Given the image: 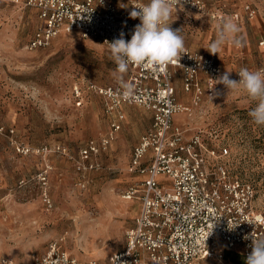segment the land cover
Segmentation results:
<instances>
[{"label": "rangeland", "instance_id": "obj_1", "mask_svg": "<svg viewBox=\"0 0 264 264\" xmlns=\"http://www.w3.org/2000/svg\"><path fill=\"white\" fill-rule=\"evenodd\" d=\"M115 1L120 9H130L128 0ZM204 1L206 13L177 10L171 16L170 27L181 29L185 46L213 55L207 49L222 22L231 18L240 27L241 43H226L213 56L232 73L242 67L264 70V0ZM38 21L35 10L0 1V257L29 264L58 239L79 258L107 264L125 245L139 210V200L126 199L124 191L135 179L128 171L131 150L148 130L150 112L126 106L122 129L99 156L101 168L81 181L75 163L78 146L111 131L103 99L88 82L113 83L117 66L109 46L78 31L31 49L28 41ZM181 81L177 74L178 99L189 109L176 116V123L187 135L203 129L228 140L231 168L253 182L255 208L264 213V125L249 116L257 102L220 84L219 96H203L197 104L182 91ZM77 82L81 105L74 96ZM58 143L69 154L37 151L43 144ZM18 144L32 150L23 152ZM242 257L233 250L222 263L207 258L198 264H239L234 258Z\"/></svg>", "mask_w": 264, "mask_h": 264}, {"label": "built area", "instance_id": "obj_2", "mask_svg": "<svg viewBox=\"0 0 264 264\" xmlns=\"http://www.w3.org/2000/svg\"><path fill=\"white\" fill-rule=\"evenodd\" d=\"M31 8L38 15L28 46L50 45L62 33L78 31L83 36L108 42L123 32L126 40L137 24L130 17L133 8L149 0H128L130 9H120L115 0H0ZM207 12L204 0H182L177 10ZM175 12V10L173 11ZM208 14L222 19L215 11ZM246 68V67H242ZM231 78L238 80L237 73ZM181 71L182 87L199 103L226 69L215 56L185 46L179 61L151 68L130 64L122 81L88 87L103 99L111 131L89 138L78 146L76 169L81 181L100 169V154L115 139L126 119L124 107L140 106L151 111L153 122L133 147L128 171L135 177L125 189L126 199H138L140 210L126 231L125 245L112 253L107 264H198L201 260L225 259L228 249L245 256L253 240L264 239V213L255 208L257 190L251 180L231 168L227 157L230 144L212 131L195 130L187 135L175 117L189 109L178 99L175 76ZM130 86V91L124 87ZM220 84L215 85L218 91ZM128 91L129 94L125 95ZM79 82L74 86L77 104L83 102ZM23 152L32 150L18 144ZM69 154L64 144H43L37 151ZM0 264H20L10 256ZM29 264H102L97 259H82L71 253L61 240H53L46 251Z\"/></svg>", "mask_w": 264, "mask_h": 264}, {"label": "clouds", "instance_id": "obj_3", "mask_svg": "<svg viewBox=\"0 0 264 264\" xmlns=\"http://www.w3.org/2000/svg\"><path fill=\"white\" fill-rule=\"evenodd\" d=\"M181 3L182 0H149L147 4L132 9L130 17L138 18L140 23L135 26L131 39L126 40L125 34L121 32L119 38L108 42L111 59L117 66L114 75L118 81H122L130 64L155 69L177 62L185 54L181 29L173 30L169 23L173 11L176 12L177 5ZM240 31L235 21L226 18L207 50L216 55L226 43L239 46L241 40L237 34ZM237 75L238 80L232 79L231 72L226 70L215 80L216 84L223 85L227 92L242 90L251 100L256 101V107L250 110L249 116L255 124L264 125V70L241 68ZM215 85L211 88L212 98L220 95ZM124 87L130 91L129 85L125 84ZM128 94L126 91L125 95ZM251 248L245 264H264V239L253 240Z\"/></svg>", "mask_w": 264, "mask_h": 264}, {"label": "trees", "instance_id": "obj_4", "mask_svg": "<svg viewBox=\"0 0 264 264\" xmlns=\"http://www.w3.org/2000/svg\"><path fill=\"white\" fill-rule=\"evenodd\" d=\"M231 251H233V250H231V249L226 250V252H225V258L229 256V254H230ZM241 255L243 256L241 260H235V258H234V261L238 262L239 264H245V260H246V257L247 256H245L242 253H241Z\"/></svg>", "mask_w": 264, "mask_h": 264}, {"label": "crops", "instance_id": "obj_5", "mask_svg": "<svg viewBox=\"0 0 264 264\" xmlns=\"http://www.w3.org/2000/svg\"><path fill=\"white\" fill-rule=\"evenodd\" d=\"M187 10H189V9H187ZM186 11V10H185ZM184 11V12H185ZM189 11H193V10H189ZM188 12V11H187ZM194 12H196V11H194ZM197 13V12H196ZM177 74H180L181 75V71H178V73ZM176 74V75H177ZM175 78H176V76H175ZM181 80H182V75H181ZM181 83H182V81H181ZM177 86V85H176ZM177 89H178V87H177ZM183 89V88H182ZM182 91H184V90H182ZM184 93H185V91H184ZM127 107H125L124 109H126ZM149 111V110H148ZM150 112V116H151V124H152V122H153V115H152V113H151V111H149ZM175 120H176V117H175ZM151 124H150V126H151ZM149 126V127H150ZM149 129V128H148ZM133 150V149H132ZM132 150H131V153H132ZM130 159H131V157H130ZM139 210H140V203H139ZM139 210H138V213H139ZM138 213H137V215H138ZM136 215V216H137Z\"/></svg>", "mask_w": 264, "mask_h": 264}]
</instances>
